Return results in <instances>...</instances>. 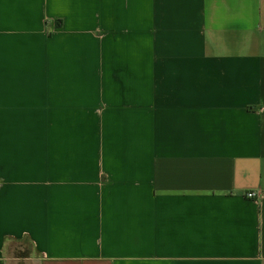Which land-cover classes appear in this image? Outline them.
<instances>
[{
    "label": "crops",
    "instance_id": "1",
    "mask_svg": "<svg viewBox=\"0 0 264 264\" xmlns=\"http://www.w3.org/2000/svg\"><path fill=\"white\" fill-rule=\"evenodd\" d=\"M28 262L264 264V0H0V264Z\"/></svg>",
    "mask_w": 264,
    "mask_h": 264
},
{
    "label": "rangeland",
    "instance_id": "2",
    "mask_svg": "<svg viewBox=\"0 0 264 264\" xmlns=\"http://www.w3.org/2000/svg\"><path fill=\"white\" fill-rule=\"evenodd\" d=\"M7 253L10 256H14V257H19L21 255H24V257L29 258L31 256L32 257L35 256L32 246L26 240H21L12 243ZM24 257H19V258H24ZM28 263L36 264L35 262H28Z\"/></svg>",
    "mask_w": 264,
    "mask_h": 264
},
{
    "label": "built area",
    "instance_id": "3",
    "mask_svg": "<svg viewBox=\"0 0 264 264\" xmlns=\"http://www.w3.org/2000/svg\"><path fill=\"white\" fill-rule=\"evenodd\" d=\"M247 196H248L249 198H251V197H253V194H252V193H248Z\"/></svg>",
    "mask_w": 264,
    "mask_h": 264
},
{
    "label": "trees",
    "instance_id": "4",
    "mask_svg": "<svg viewBox=\"0 0 264 264\" xmlns=\"http://www.w3.org/2000/svg\"><path fill=\"white\" fill-rule=\"evenodd\" d=\"M19 257H24V255H21V256H19Z\"/></svg>",
    "mask_w": 264,
    "mask_h": 264
}]
</instances>
